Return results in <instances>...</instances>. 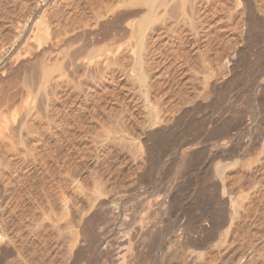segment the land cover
I'll return each mask as SVG.
<instances>
[{"label":"bare ground","instance_id":"1","mask_svg":"<svg viewBox=\"0 0 264 264\" xmlns=\"http://www.w3.org/2000/svg\"><path fill=\"white\" fill-rule=\"evenodd\" d=\"M113 1L114 0H109V2L107 1L106 4L104 3V5L101 6V8H105V11H103L105 14L103 13L104 15H101L94 9L102 4L99 0H64V7L68 8V10H66L68 12L75 5L76 7L79 6V8L74 7L78 10L69 15L70 19L67 17L69 23H71V20L72 22H76L77 19H79L77 17H80L81 13H83V15L85 13L88 15L92 14L90 19L92 20V18H94L95 20V23L90 21L94 24H92L93 26H90L89 24L83 25L81 23V26L83 25L84 27L79 29L80 32H78L79 30L74 31L75 29L70 30L72 31L70 32L65 26L63 31L59 30L62 34L59 35H61L60 40L62 41L63 47L66 45L65 48H67L70 45L73 46V49H62L60 51L62 54V65L57 75L58 80L55 81L58 90L54 93L56 101L61 104L70 101L75 105L78 103V107L83 113L82 118L80 116H75L76 113H71V116L70 114L69 116L68 114H65L59 121L60 130L62 129L61 134H63V139L69 150V155L67 154L70 157L68 165L70 169L67 172L69 177H66V175L65 177H60L56 183L52 184H50L52 179L49 177H33L31 174V163L26 157L23 159L21 156L22 150L20 151L21 154L19 153L20 158L17 159L16 157V161L13 156L9 157L8 154L12 153V151H9L12 148L10 147V149L8 147V149L5 145L3 146L0 143V167H4L2 169H5L3 171H5L4 174L7 175L0 177V264H79V262L83 261L82 257L84 254H86V257H84L88 259L90 256L87 254L88 252L92 254L101 253L110 259L111 263H115L116 260H122V263H127L129 260L139 256L141 250L143 251L144 241L154 245L156 237L161 235H164V241L162 240L159 242L158 250L160 249V252H162L161 250H164V254H167L172 260H176L174 261L176 264H186L189 260H191L193 264H213L216 259H223L221 247L225 241H227L226 232H221L222 234L226 233L223 234V236L226 235L224 237V243L222 240L224 239L223 236H219L222 237V239L220 238V241H216L215 239L217 244L215 242L212 244L214 250L210 249V251L202 252L201 250H196L189 246L192 245L195 247L197 245V247H204L205 243L208 244L211 241L209 240L207 242V239H205V242L204 240L202 241V239H200L199 242L195 241L194 236H192L189 231L190 229H193V225L192 228H186L184 227L185 225H183V229L180 231L177 230V227L179 226L178 224L177 227L175 226L176 228L173 226L168 231V229L159 224L162 218L158 221L159 218L157 219L150 216V219H146V217L142 215L137 217L138 219L134 222L133 220L135 219L134 215L132 217V209L134 210L135 208L133 207L135 206V203L137 204L139 202L138 198L140 197V194L138 193L136 184L128 183L127 178L129 177H115L116 173L119 171L116 162L114 164L116 167L114 168L113 166L109 169L110 177H101L98 181L92 180L95 182L92 185L95 186L93 187L94 190L90 193L91 195L80 198L77 192L76 182L78 181V177H76V171L77 161H79L77 159L79 158L76 159V129L81 127L83 123L87 124L88 122H95L93 130L90 129L95 133L92 141V143L95 142L94 145L101 144L102 147L104 145H110L111 142L114 141H112L111 138L113 136L111 137L110 133L113 135L119 132L125 134L123 147L121 145L122 143L118 144L121 145V147L116 152L117 155L114 153L117 156V163H119L120 160H123V162H132V164L135 163L134 165H138V162L142 159V156L140 155L139 158L138 154H142V150L144 151V149L146 154H143V160L145 158V161L149 162L153 160V158L158 159L166 154V149H163V147L170 143L174 136L172 134L174 123H176L177 126H180L179 128L181 129H186L188 126L190 127L191 125H194V123H196V125L201 123L208 112L214 109V106H206L205 103L208 99L207 94L209 91L224 95L221 93H224L229 89V86L234 82V77H236L235 71L237 62L239 61H237V59L232 60L230 70L229 72L227 71L228 73L225 72V74H221L222 72H219V70L209 72L206 68L207 63L205 62L206 58L204 57L203 50H205V48H212V45L214 44L208 36L209 31L205 30V26L208 25L206 23L208 13L206 14L205 9L207 8V2L209 0H125L127 2L125 5L122 4V7L119 4H116L115 7L112 6ZM119 1L122 2V0ZM254 1L255 0H244L247 29L246 31L244 30L245 33L243 37L247 46L251 45L253 41L255 43L259 37H262V34H259V31L262 32L264 30V20L259 18L261 19L260 21L256 18L258 13L256 14L253 5ZM79 2L82 3L78 4ZM204 3L206 5L203 6ZM213 11L215 10L213 9ZM240 11L242 12L241 8ZM55 12L60 14V12L63 13V10L61 11V9H59V11ZM55 12H52V14L54 13L58 15ZM237 12L239 13V11ZM62 15L64 17L65 14L63 13ZM136 15L137 18L135 17ZM48 17L44 10L38 19L35 20L33 26V28L35 27V30L31 28L32 30L30 29L26 32L28 35L30 34V39L28 36L26 39L33 42L37 51L39 49L41 50V48L46 49L50 46L51 23L49 22ZM177 17H181L184 27L178 26V22L175 23ZM58 18L60 20V17ZM178 19V21H180V18ZM199 20H201V24L203 23L204 25H201ZM62 22H64V20ZM186 25H188V27H186ZM199 25H201V28ZM79 27L80 25L77 28ZM187 28L191 31L190 37L188 31L184 33V30ZM24 29H26V26ZM78 39L82 41L80 45H77V41H79ZM56 42L59 43V41ZM258 42L260 41L258 40ZM97 44L101 46L98 47ZM56 46H58V44ZM93 46H95V48ZM84 47L85 50L82 49ZM40 50L39 52L43 51ZM193 50H196V54L198 53L197 62L199 64L197 65L196 73H193L192 68L190 67V57ZM240 51H238L237 54L241 57ZM18 56L20 57V55ZM129 59L131 60L129 61ZM259 59L263 60V58L260 57ZM71 65L73 66V74L71 75V79H69L70 76L68 75L67 70L69 69L68 66ZM247 65L248 64H246V66ZM247 67L244 73L246 72L245 74L252 75L250 74L252 67L249 65ZM81 68L82 72H80ZM252 70L254 71V68H252ZM254 73L253 81L250 83V86L253 87V90L254 86H259V88L262 87V91L259 89L260 92L255 96H252L250 101L252 103H248L246 106L240 104L231 105L215 120H209L210 123L212 121L211 124H214L213 128L215 127L214 131H216L211 135L213 136L214 142V144L212 143V146L215 145L214 147H217L218 149L220 148V150L222 149V151H220L221 155L226 153L233 154L234 156L237 149H239V147L236 149L237 144L242 145V147L240 146L241 151L245 150L248 151V153L250 151L249 154L254 157L243 163L239 168H236L234 174H224L223 169H219L220 172L219 170L217 171V174H220V177L222 178L221 182L223 190L219 183L213 187H209L205 181L196 179L193 183L189 198L195 200L198 195L202 194V199H204L209 205H212L213 207L211 208H213V210L218 209L217 211H211L212 214H216H214V219L217 218L218 214L219 220L215 219L217 226L224 223L222 227L229 230L230 226L232 227L235 225V223L233 224V220L236 219L235 221L237 224L235 225L236 230L234 234L232 231L230 234L228 233V235L233 234V236L231 235L233 239L236 238L237 232L243 231L244 228H246L245 217L249 216L248 213H255L252 221V230H250L251 236L249 246L256 251L255 249H257L258 242L264 237V221L261 224L257 223L258 215L264 207V203H261V206L259 205L260 201L258 196L263 195L264 191L262 190L261 192V188L254 185L255 183H258L259 185L263 184L264 187V69H260ZM50 75L51 72L49 70L44 73L46 82H49V80L52 79V76ZM118 76L124 77L118 80ZM108 81H115L117 83L118 81L120 83L123 82L120 88L121 91L113 92L112 90L105 89L107 90L106 92L101 90V93H99V91V94H97L96 90L101 88V86L104 87ZM126 83L130 84V86H128L129 88H125L127 85L125 87L123 86ZM124 90H129L126 93V98H123L125 96V94H123ZM108 91L112 93L113 100L117 103H124V106H121L122 108L118 111L120 112L118 115L121 116L118 117H120V120L122 119L121 122L117 121L120 127H113L111 124L109 125L107 117L104 115L106 112L105 104H107L106 99L108 97ZM54 94L52 95L54 96ZM49 95H51V93ZM128 97L130 98L126 101ZM25 101L27 102V100ZM132 102L133 105H131ZM65 105L66 104H64V107H66ZM230 109L233 110V112L232 114L227 115V113L231 111ZM111 114L113 115V113ZM37 115L36 117H39ZM114 115L117 117L116 112ZM2 116L0 117V130L2 128H7L5 125L8 124L6 123V116ZM49 117L50 116H47L46 119L48 123H43L40 117L41 120L33 117V123L28 122L32 124V128L30 129L29 126L27 130L30 129V131L35 133L42 131L41 129L47 125L53 127L54 123L52 121H54V118L56 119L59 117V115L50 118V121L53 124L49 121ZM69 118L71 119V121L69 120L70 130H67ZM84 128L86 132H90V130L87 129L88 127L85 126ZM241 129L242 132H240ZM2 130L1 132H4ZM27 133L29 134V130ZM27 136H29L28 138H31L33 135ZM62 136L60 138H62ZM28 138H26L27 140H24L28 141ZM235 139L238 142H234L235 144H233ZM28 142L24 143L27 148L29 146ZM10 143L11 142H9V146L12 144ZM32 143L34 144L35 142L33 141ZM21 144L23 143L21 142ZM184 144L187 145L184 146L186 148L183 147V149L182 146H179L172 158H176L175 160L178 159L181 162H186L198 155L191 151L193 148L191 147L193 144L192 140L189 139V141ZM36 145L34 146L36 147ZM127 145H130L128 150L125 149V146ZM12 146L14 148L17 147L14 145ZM34 146L31 147L34 148ZM59 146L62 145L60 144ZM35 149H37V147ZM180 150H183V152L180 153L181 155H178ZM29 151H32V149L29 148ZM29 151L27 150L26 154L27 152L30 153ZM44 151H46L45 148ZM139 151L141 152L138 153ZM38 152L36 153L38 154ZM58 153L59 152H57V154ZM171 156L172 155H169L167 157ZM225 157L229 156L226 155ZM32 159L35 160V157ZM39 160L40 159H38V161ZM175 160L171 159V162ZM65 163L66 162L63 160L61 166L66 167ZM80 164L78 163L79 166ZM48 174L49 172L47 171V175ZM228 177L229 181L239 184L241 187L249 184L252 185V188H255L254 197H251V201H254L258 197V199L253 202L254 206L257 207L255 211H252L251 208L248 207L244 210V213H241L238 209V203L234 198L230 199L229 197L228 200L227 197L225 198L226 188L224 186V180ZM43 189L44 192H42ZM170 191L171 190H165V193L158 197L157 195L155 197L152 193L151 195L153 197L149 195L142 201H145L148 211H153V214L155 211L154 209H156V211L159 209H166L164 208L165 205H170L173 211L175 210L174 207L178 204L179 199L177 196L178 193H171ZM66 192H71V195L67 197L65 195ZM134 201L136 202L134 203ZM37 209H39V212H37ZM172 211L170 212L172 213ZM38 214L41 222L37 223L35 225V230L32 231L29 229V222L38 219ZM150 215H152V213ZM193 220V224L198 223L196 227H200L203 232L208 229L207 225L204 226V224L200 223V216H197L196 220ZM101 224L102 226L97 228L98 225ZM169 224L171 225V223ZM174 225H176V221ZM169 227L170 226L168 225L167 228ZM178 228L181 229L180 227ZM223 228L222 230H224ZM24 232L25 234L32 232L36 237L35 243L33 244L34 246L30 250V247H28V250L25 249L28 245L26 246L27 242L25 241L27 240L23 238L25 236ZM228 239L230 238L228 237ZM84 242H86L85 249L83 248ZM172 245L175 246L172 247ZM24 250L29 251L28 254L24 253ZM23 253L28 256L23 255Z\"/></svg>","mask_w":264,"mask_h":264},{"label":"rangeland","instance_id":"2","mask_svg":"<svg viewBox=\"0 0 264 264\" xmlns=\"http://www.w3.org/2000/svg\"><path fill=\"white\" fill-rule=\"evenodd\" d=\"M99 1L102 2V4L99 2L101 5L97 6L98 9L97 8H94V9L97 10L101 15H104L105 13L103 11H105L104 10L105 8H101V6H103L104 3L106 4L107 1L109 2V0H107V1L106 0H102V1L99 0ZM104 1H106V2H104ZM124 1L122 0V2H121L119 0H114L112 6L115 7L116 4L117 5L119 4L120 6L122 4L125 5L127 1H125V3H124ZM130 1H132V0H130ZM136 1H138V0H136ZM215 1L209 0L207 2L208 3L207 4L208 9L207 8L205 9V12H206V14L208 13L207 15L209 17V18L207 17L206 23L208 25L205 26V30L209 31L208 36H209L210 40L212 41V43H214L212 45V48H207V49L205 48V50H203L204 57L206 58L205 62L207 63L206 68L209 72L219 70V72H222L221 74H223V73L225 74V72H227V71L229 72L232 60H235V59H237V61L239 60L237 62V66H236V71H235L236 77H234L233 84L229 86V89L227 91H225L226 93L225 92L221 93L224 95H219L213 91H209V93H208L209 95L207 94L208 99L206 98L207 101H205V103H206V106H209V105L214 106V109H212V111L208 112V114L205 116L204 120H202V122L197 124V125H196V123H194V125H191L190 127L188 126L189 128L187 127L186 129H181V128H179L180 126H177V124L174 123L176 125L173 124V128H172L173 130L172 131L175 134L172 132V134L174 136L171 135L174 138L172 137V140L170 142L171 144L168 143V144L164 145V147H163V149H166L165 150L166 154H164L163 157L161 156L162 158L161 157L158 159L153 158V160L147 162V161H145V158L143 160V156L146 154L145 149H144V151L142 150V154L140 153L141 151L138 152V153H140V154H138L139 158H140V155L142 156V159H140V161L138 162V165H134L135 163L132 164V162H129V163L125 162V161L123 162V160H120L122 162L119 161V163H117L116 152L120 149L121 145L123 147V144H124L123 141H125V140H123L124 135H125L124 133L119 132V133H116L115 135L110 133V136L111 137L113 136L111 139H112V141L113 140L114 141L111 142L110 145H107V146L104 145L102 147L101 144H98V145L95 144L94 145L95 142L92 143L93 137L95 136V133L91 130H93V125H95V122H92V123L88 122L87 124L83 123V125L81 127L76 129V138H77V140H76V143H77L76 144V159L79 158V159H77L79 161H77L76 177H78V181H77L78 183L76 182V185H77L76 189H77V192H78L80 198H84V197L91 195L90 193L94 190L93 187L95 186V185L94 186L92 185L95 183L92 180L98 181V179H100L101 177H110L109 176V169H111L116 162V166H117V168H119V171L116 173L115 177H126V178L129 177V178H127L128 183L136 184L137 189H138V193L140 194V197L138 198L139 202L136 204L135 203L136 201H134L135 206L133 208H135V209L134 210L132 209V217L134 215V219H135V220H133L134 222H136V220L138 219L137 217L142 215V216H145L146 219H150L151 218L150 216H153L157 219L159 218L158 221H160V219L162 218L163 221L161 220V222L159 224H161L164 228L168 229V231L173 226H174V228H176L178 226V224H179L178 227H180L181 229H179L177 227V230H180V231L183 229V225H185L184 227H186V228L187 227L192 228L194 226L195 228L193 227V229H195V230H193V229H190V230L187 229V230H189L191 232V235L194 236L195 241L199 242L200 239H202V241L204 240V242H205V239H207V242L209 240L212 242L214 240L212 243L211 242L208 244L205 243L204 247H197V245L195 247L192 245L189 246V247L195 248L196 250H201L202 252L210 251V249L214 250V248L212 247V244H214V242L216 243V241H220L222 239V237H219V236H223V234L227 233L226 234L227 235V237H226L227 241H225V243H224V240H225L224 237L226 235L223 236L224 239H222L223 243H224L221 247L222 252H223V255H222L223 259L220 260L221 258H218L215 260V262L213 264H264V262H263L264 261V259H263L264 258V237L261 238V240L258 242V245L256 247L257 249H255L256 251H254L253 248H251L249 246V243H250L249 241H250V236H251L250 230H252V221H253V217H254L255 213H251V212L248 213L249 216L245 217V219H246L245 220V227L246 228H244L243 231L237 232L236 238L233 239L232 236L236 230L235 225L237 224L235 221L236 219L233 220V224L235 223V225L232 224L235 227V229L233 226L232 227L230 226L229 227L230 232H229L228 229H225L222 227L224 225V223H221L220 225L217 226V224H216L217 222L215 221V219L216 220L218 219V214H217V218L214 219L215 213L212 214L211 211H217L218 209L213 210V208H211L213 206L209 205L208 203L205 202L204 199H202L201 193H200L201 195H198L199 197L197 196L195 200H192L189 198L193 183L196 179H198L200 181H205V183L207 185H209V187L210 186L213 187L217 183H219V185L222 187V190H223V186H222V182H221L222 178L220 177V174H217V171L219 169H221V170L223 169L224 174H226V173L234 174V171L236 168H239L243 163L251 160L254 157L253 155L249 154L250 151H249V153H248V151H245V150L241 151L240 148L242 147V145H237V144H236V149L238 147H239V149H237L234 156H233V154L231 155V154H226V153L225 154L229 157H225L226 156L225 154L221 155L220 151H222V149L220 150V148L218 149L217 147H214L215 145L212 146L214 144V142H213V136H211V135H213L214 132H216V131H214L215 127L213 128L214 124H211V123H212L213 119L215 120L217 117H219L223 113V111L226 108H229V106H231V105L240 104V105L246 106L248 103H252V102H250L252 99V96H255L256 94H258L260 92V90L262 91V87L259 88V86H254V90H253V87L250 86L251 85L250 83H252V81H253V74H255L254 72H257L260 69H262V70L264 69V37H263L264 36V30L262 32L259 31V34H262V37H259V39H258L260 42H258V40H257L254 43V41H253V43H251V45L247 46L245 44V39L243 37L244 33L247 29V23H246V18H245L246 17V10H245V5H244L245 4L244 0L243 1L242 0H215ZM238 1H240V2H238ZM82 2H79L78 4H80ZM119 2H121V3H119ZM204 5H206V4L204 3L203 6ZM253 5L255 7L256 14L258 13V15H256L257 20L261 21V19H259V18H262L264 20V0H255ZM237 6H238V8H237ZM74 7L79 8V6L76 7V5ZM74 7L71 8V10L69 9L70 10L69 12H71V13H69L68 11H66V10H68V8L64 7V0L63 1L62 0H0V65H1L0 66V115L1 116L5 115L7 118L6 123H8L7 124L8 126L5 125L7 128L3 129L1 127L3 129V130L2 129L1 130L4 132H1V130H0V143L3 146L5 145V147H7V148L8 147L12 148V149L10 148L11 150H9V151H12V153L14 155L12 153H8V154H9V157L13 156V158L16 161L18 158H20L21 153L23 155L25 154L24 156L21 154V156L23 157V159H24V157H26V159H28L29 162L31 163V166H32L31 174H32V176L33 177H39V176L40 177H43V176L49 177L50 179H52L50 184L56 183V181H58L60 179V177H65V175H66V177H69V175L67 173L70 169L68 166L69 162H70V157L68 156L69 150H68V147L66 146L65 141L63 139V136H62L63 134H61L62 129L60 130V126H59L60 122L59 121L61 120V118L65 114H68V116L70 114V116H71V113H74V114L76 113L75 116H78V117L80 116L81 118L83 116L82 110L78 107L79 106L78 103H77L78 105L77 104L75 105L72 101L65 102L64 104H66L65 105L66 107H64V104H61L60 102L56 101V97L54 94L58 91L55 81L58 80L57 75H58L59 69L62 65L61 64L62 54L60 53V51L62 49L63 50H66V49L72 50L73 49V46H70V45H69L70 47L68 46L69 48L68 47L65 48L66 45H64L65 47H63L62 41L60 40V37L62 35L60 33V31H63L64 26L69 31L73 30V29H75L74 31H76V30H79L82 27H84L83 26L84 24H89L91 26L93 23H95L94 18H92V20L90 19L92 17L91 16L92 14L88 15L86 13L84 15H83V13H81V16L79 15L82 18L77 17L80 19V20L77 19V21H76L77 24H76V22H72V20L70 21L71 23H69L68 22L69 21L68 19H70L69 15H71L72 12H76L78 10V9L76 10ZM236 8H237V10H236ZM240 8L242 9L243 13L240 11ZM59 9H61V11L63 10V13L65 14L64 17L62 15L63 13L60 12V14H58V12H55V11H59ZM73 9H74V11H73ZM213 9L215 11H213ZM44 10H45L46 16L48 17V15H49L48 20L51 23V24L49 23L50 24L51 39L53 37V39L52 40L50 39V40L53 42V44L49 40L50 46L47 47L48 49L44 48L45 49L44 50L41 48V50L40 49L39 50L40 51L43 50V51L39 52V50L37 51V48H35L36 46L33 44V42H31V40H29L30 34L28 35V33H26V32H28L31 28L33 30H35V27L33 28L35 20L38 19V17L41 15V13ZM237 11H239V13ZM52 12H55L58 15H56L54 13L52 14ZM52 15H54V16H52ZM35 16H37V17H35ZM138 16H140V15H138ZM58 17H60V20ZM67 17H68V19H67ZM135 17L137 18V15ZM178 18H180V21H178L179 20ZM83 19H84V21H83ZM63 20H64V22H62ZM208 20H209V22H208ZM59 21H61V22H59ZM90 21H92L93 23ZM177 22L179 23L178 26H181V27L183 26V21H181V17L176 18L175 23H177ZM72 23H73V25H72ZM81 23L83 24L82 26H81ZM199 23L201 24V20H199ZM79 25H80V27L77 28ZM201 25H204V24L202 23ZM201 25H199L200 28H201ZM25 26H26V29H24ZM56 26L58 27V29ZM186 27H188V25H186ZM187 31H188L189 37H190L191 31L188 30V28H187L184 30V33ZM70 32H72V31H70ZM78 32H80V30ZM59 34H61V35H59ZM27 36L29 37V39H26ZM53 40L59 41L60 44L56 41H53ZM80 43H82V41H80V40L77 41V45L78 44L80 45ZM55 44L56 45L58 44V46H56ZM101 44H103V43H101ZM252 44H254V45H252ZM97 45H96V47H97ZM74 46H76V45H74ZM100 46L98 45V47H100ZM93 47L95 48V46H93ZM82 49L85 50V47ZM82 49H80V50H82ZM238 51H240L241 57L238 56V54H237ZM197 54H196V50H193L192 55L190 57L191 58L190 67L192 68L193 73H196L197 65L199 64L197 62ZM18 55H20V57ZM261 55H263V56H261ZM17 56H18V58H17ZM259 57L263 58V60L262 59L260 60ZM130 60L131 59H129V61ZM246 64H248L250 67L254 68V71L251 68L250 74H252V75L245 74L246 72L244 73V71H246V69L248 68L247 67L248 65L246 66ZM68 68L70 69V70L69 69L67 70L68 75L70 76L69 79H71V75L73 74V72H72L73 66L72 65L68 66ZM217 68H219V69H217ZM47 70H49L51 72L50 76H52V79H53V80L50 79L49 82H46L45 77H44V73ZM80 72H82V68H81ZM56 76H57V79H56ZM122 77H124V76H118V78H119L118 80H120ZM247 77H249V78H247ZM119 83H120L119 81H118V83L115 81L114 82L108 81V83H106L104 87L101 86V88L97 89L96 92H97V94L101 93V90H103L105 92L107 90H112L113 92H117L120 90L123 82L120 83V85H119ZM123 86L124 87L126 86L125 88H129L128 86H130V84L126 83ZM105 89H107V90H105ZM128 91L127 90L123 91V94H125V96L123 98L127 97L126 93ZM45 93H47V94H45ZM50 93H51V95H49ZM52 94H54V96ZM7 95H8V97H7ZM28 96H29V99H28ZM107 96H108L106 99L107 104H105V107H106L105 111L106 112L104 111L105 112L104 115H106L107 121L109 122V125L111 124V126H113V127L119 126L117 121L121 122L122 119L120 120L121 116L118 115L120 113L118 111L124 106V103L123 102L117 103L115 100H113L112 93L110 91H108ZM26 97H27V99H26ZM111 97H112V99H111ZM2 98H4L5 100ZM129 98L130 97H128L126 101H128ZM6 99H8V100H6ZM212 99H213V101H212ZM9 100H10V102H9ZM25 100H27V102ZM53 103H55V104H53ZM1 105L3 108L1 107ZM131 105H133V102L131 103ZM57 107H58V109H57ZM114 107H115V110H114ZM62 109H63V111H62ZM64 109H66V110H64ZM50 110H52V111H50ZM17 111H18V113H17ZM34 111H36V112H34ZM115 112H116L117 117L120 116V117H118L119 119L117 117H115V115H114ZM232 112H233V110L229 111L227 113V115L232 114ZM111 113H113L114 116ZM51 114H53V115H51ZM36 115L39 116L42 120L39 117H36ZM57 115H59V117H57ZM14 116H15V118H14ZM47 116H50L48 118L49 121H50V118L57 117L56 119L55 118L53 119L54 121H52L54 124L50 121L53 124V127H49L47 125L48 128H47V126H45L43 129H41L42 131H39V132L34 131L35 133L30 131V129L32 128L31 123H33L32 121L34 120L33 117L37 118L38 120H41L43 123L44 122L48 123L46 120ZM2 117H4V116H2ZM211 119H212V121L210 123L209 120H211ZM69 120L71 121V119L70 118L68 119L67 130H70V125H69L70 121ZM28 122H31V123H28ZM5 126H3V127H5ZM29 126H30V129H28L29 130V134H28L27 128H29ZM85 126L88 127L87 129H89V130L91 129L90 132H86V130L84 128ZM58 127H59V129H58ZM174 127H175V130H174ZM24 128H26V129H24ZM22 129H24V130H22ZM57 130H58V132H57ZM96 130H98V129H96ZM240 132H242V129L240 130ZM27 135H33L32 136L33 139H32V137L28 138L29 136H27ZM61 136H62V138H60ZM10 137L13 138L15 141L13 139H11ZM25 137L28 138V141L29 140L30 141L29 142L26 141L27 139ZM59 138L62 140H60ZM24 139H26V140H24ZM34 139L35 140L37 139L36 140L37 142ZM189 139L192 140V142H193V144H192L193 146L191 145V147L194 148V149L193 148L191 149L192 153H194V154L196 153L198 155L195 156V158L191 159L190 161H186V162L182 161L181 162L177 159L178 160V162H177V160H175L176 158H172V157L175 155L176 150L179 146H182V148L184 146H187L184 143L189 141ZM33 141L35 142L34 144L32 143ZM38 141H39V143H38ZM9 142L12 143V144L10 143L11 144L10 146H9ZM21 142L23 144H21ZM27 142L29 143L28 148L24 144ZM234 142L237 143L238 141L235 139L233 141V144H235ZM7 143H8V145H7ZM41 143L43 146L41 145ZM36 144H38L39 146ZM60 144L62 146H59ZM118 144H121V145H118ZM12 145L17 146V147L14 148ZM30 145L31 146L36 145L37 149H35L36 148L35 146L33 148ZM129 146L128 145L125 146L126 147L125 149L128 150ZM198 147H199V149H198ZM13 148H14L16 153L14 152ZM29 148L32 149V151H29ZM44 148L47 152L44 151ZM184 148H186V147H184ZM3 149H5V148H3ZM58 149H60V150H58ZM27 150L30 153L27 152V154H26ZM88 150H90V151L92 150V151L90 152ZM127 150H125V151H127ZM20 151H21V153H20ZM48 151H49V153H48ZM36 152H38V154ZM54 152L56 154H57V152H59V153L56 155ZM63 152H65V153H63ZM181 152H183V150L182 151L180 150L178 155H181L180 154ZM47 153H48V156H47ZM107 154H108V156H107ZM169 155H172V156L167 157ZM115 156H116V158H115ZM16 157H17V159H16ZM34 157H35V160L32 159ZM37 157H41V158H37ZM64 158H66V159H64ZM85 158H86V160H85ZM38 159H40V160L38 161ZM165 159H166V161H165ZM168 159L170 162H171V159L172 160L174 159L175 161L170 163L168 161ZM63 160L66 162L65 163L66 167L61 166V162ZM46 161H48V162H46ZM56 161H58L59 163ZM39 162H42V163H39ZM165 162H167V163H165ZM32 163H35V164H32ZM45 163H47V164H45ZM78 163L79 164L81 163L82 165L80 164V166H79ZM45 165L46 166L49 165V166L46 167ZM116 166H114V168ZM2 168H4V167L3 166L0 167V169L2 171V172L0 171V173H2V174H0L1 175L0 177H2L4 175L7 176L6 174H4L5 171H3L5 169H2ZM43 171H46V172H43ZM47 171L49 172L48 175H47ZM219 172H220V170H219ZM40 173H41V175H40ZM100 175H102V176H100ZM254 185L259 186V188H261V192H262V190L264 191L263 184L259 185L258 183H255ZM224 186L226 188V189L224 188L226 190L225 198L227 197V200L229 199V197H230V199L234 198L238 203V209L241 213L242 212L244 213V210L247 209L248 207H250L252 211H255L257 209V207L254 206L253 202L256 201L258 199V197H259V201H260L259 205L261 203H264V194L258 196L254 201H251V197H254V190H255V188H252V185L246 184V185L241 187L239 184H236V183L229 181V177H228L227 179L224 180ZM165 190L166 191L171 190L170 191L171 193L172 192H176V194L178 193L177 196H178L179 202L176 205V207H174L175 210L172 211L170 205H165L164 208H166V209H163V210L159 209L161 212L158 209H157L158 211H156V209H154L155 210L154 214H153V211H151V212L148 211V208L145 205L146 204L145 201H142V200H144L147 196L151 195L152 193L155 197H156V195H157V197L161 196V194L163 195L165 193L164 192ZM220 190H221V188H220ZM42 192H44V189ZM149 192H150V194H149ZM161 192H163V193H161ZM166 193H169V192H166ZM65 195L67 197H69L71 195V192L70 193L66 192ZM41 199H44V198H41ZM134 203H133V205H134ZM180 206H181V208H180ZM60 208H62V207H60ZM37 210H38L37 212H39V209H37ZM170 211H172V213ZM182 211L187 213V214L183 213ZM151 213H152V215H150ZM182 215H183V217H182ZM196 215L200 216V219H201L200 223L201 224H204V226L205 225L208 226V229L205 230L204 232L200 229V227H196V225L198 223H196V224L194 223L195 225L193 224V222H194L193 219L196 220V218H197ZM171 216H172V218H171ZM176 216L178 217V219ZM193 216L194 217L196 216V217L194 218ZM37 218L38 219L32 220L31 222H29L30 223L29 229L32 231L35 230V225L37 223L41 222L39 214L37 215ZM175 221H176V225H174ZM263 221H264V207H263L261 213L258 215L257 223L261 224ZM169 223H171V225ZM166 225H167V227H168V225L170 227L167 228ZM101 226H102V224L98 225L97 228H100ZM213 227H215V228H213ZM222 228L224 230H222ZM198 229H200V230H198ZM180 231H178V232H180ZM198 231H200V232H198ZM222 231L226 232V233L222 234L221 233ZM231 231L233 233V234H231L232 236L228 235V233L230 234ZM25 232H24V234H25ZM220 233H221V235H220ZM228 237L230 239H228ZM23 238L25 240H27V241L24 240L25 242H27L26 246L28 245L25 249L28 250V247H30L29 248V250H30L34 246L33 244L35 243V239H36L35 235L32 234V232H30L28 234H25V236ZM215 239H216V241H215ZM162 240L164 241V235L156 237L154 245H151V243L144 241L143 251L141 250V252H139V256L129 260L127 263H122V260H116L115 263H111L110 259H108L107 257H105L101 253H93L92 254V253L88 252L87 254L90 255L88 257V259L85 258L86 254H84L82 257L83 261L80 260L81 262H79V264L80 263L81 264H176L174 262L176 260H172L167 254H164V252H163L164 250H161L162 252H160V249L158 250L159 242ZM85 244H86V242H84V245H83L84 249L86 248ZM145 244L148 246V249H147V246ZM174 246L175 245H172V247H174ZM153 247H155V248H153ZM27 250H24V253L28 254L29 251H27ZM24 253H23V255H25ZM27 254L25 256H28ZM85 260L89 261V262H86ZM116 262H118V263H116ZM178 264H181V263H178ZM186 264H193V262L191 260H189Z\"/></svg>","mask_w":264,"mask_h":264}]
</instances>
